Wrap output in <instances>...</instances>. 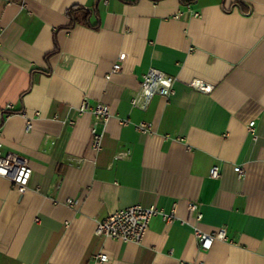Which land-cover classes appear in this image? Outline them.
I'll return each mask as SVG.
<instances>
[{
	"label": "crops",
	"instance_id": "1",
	"mask_svg": "<svg viewBox=\"0 0 264 264\" xmlns=\"http://www.w3.org/2000/svg\"><path fill=\"white\" fill-rule=\"evenodd\" d=\"M149 68L173 93L141 111ZM83 102L110 113L97 152ZM0 147L32 170L23 194L0 177V264H264V0H0ZM135 205L175 220L95 235ZM193 227L228 241L200 250Z\"/></svg>",
	"mask_w": 264,
	"mask_h": 264
},
{
	"label": "built area",
	"instance_id": "2",
	"mask_svg": "<svg viewBox=\"0 0 264 264\" xmlns=\"http://www.w3.org/2000/svg\"><path fill=\"white\" fill-rule=\"evenodd\" d=\"M104 3L107 0H102ZM186 11L193 18H198L200 14L193 11L190 6H186ZM119 65L113 66V71H118ZM175 79L155 68H149L143 75L140 81L138 91L131 97L130 104L133 108L145 111L150 104L151 100L156 97L169 98L173 93V85ZM189 86L196 90L205 91L206 87L198 80H193ZM80 112H89L94 120L101 126V130L96 128L91 129V148L94 151L101 149V140L103 136V129L105 124L110 118V113L107 106L97 104L93 108H88L87 103L83 102L79 108ZM128 120H120L119 124L127 125ZM30 128L28 123L26 129ZM136 130L141 134H149L152 132L150 124L140 123L135 126ZM248 131L254 133V122L248 124ZM119 154L118 156H121ZM32 170L26 160L14 155L5 154L0 147V177L6 178L10 181L12 187L19 193L23 194L28 189ZM219 169L214 166L209 172V178L215 180L219 178ZM238 181L243 178L242 170H238ZM66 204L72 206V200H67ZM188 209L190 212H195L197 207L195 204H189ZM159 216L166 224H170L175 220L172 214H165L162 210L154 207H142L140 205L131 206L128 208L120 209L105 219L97 221L95 226V235L118 240L121 242H129L139 244L148 228L149 221L152 217ZM197 220L201 216L196 214ZM183 225H188L186 222H181ZM194 238L198 249L209 250L215 241H228L224 229H219L216 232L204 233L197 228H192ZM99 262H106L107 257L100 254L95 258ZM201 264V263H194Z\"/></svg>",
	"mask_w": 264,
	"mask_h": 264
},
{
	"label": "trees",
	"instance_id": "3",
	"mask_svg": "<svg viewBox=\"0 0 264 264\" xmlns=\"http://www.w3.org/2000/svg\"><path fill=\"white\" fill-rule=\"evenodd\" d=\"M182 2H183V0H182ZM236 5L241 6V5H240V2H238ZM79 11H81V10H79ZM85 13H86V12H84V14H85ZM69 17H70L72 23L76 22V19H75V17H74L73 15H72V16L69 15Z\"/></svg>",
	"mask_w": 264,
	"mask_h": 264
}]
</instances>
